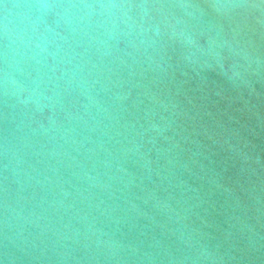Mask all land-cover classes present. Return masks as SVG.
<instances>
[{"label":"water","instance_id":"water-1","mask_svg":"<svg viewBox=\"0 0 264 264\" xmlns=\"http://www.w3.org/2000/svg\"><path fill=\"white\" fill-rule=\"evenodd\" d=\"M0 264H264V0H0Z\"/></svg>","mask_w":264,"mask_h":264}]
</instances>
